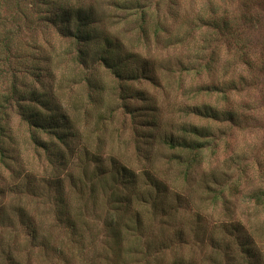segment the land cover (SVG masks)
Segmentation results:
<instances>
[{
	"label": "rangeland",
	"instance_id": "rangeland-1",
	"mask_svg": "<svg viewBox=\"0 0 264 264\" xmlns=\"http://www.w3.org/2000/svg\"><path fill=\"white\" fill-rule=\"evenodd\" d=\"M84 1L86 5L91 2ZM10 2L5 5L0 0V16L16 15L18 19L0 23V35L14 31L11 56L7 62L0 60V69L12 61L19 73L18 83H33L26 75L27 67L33 65L29 53L52 52L51 46L62 50L68 44L52 26L38 21L39 7H33L32 0H20L24 12L19 13L16 1ZM98 2L111 13L103 27L123 43L117 54L130 55V69L144 65L153 71L156 82L145 78L128 82L144 90L147 97L126 99L131 112L118 97L119 82L103 67L95 76L105 83L101 97L95 94L89 98L86 84L70 81L63 86L57 94L64 103L70 102L82 119V139L70 140L76 152L65 149L68 165L61 158L50 161L45 151L36 150L27 125L10 109L12 138L3 144L13 158H7V166L0 162V189L6 190L0 192V206L11 216L18 207L15 205L25 206L44 227L52 228L58 190L52 181L64 179L87 145L90 154L113 155L138 169L147 165L144 157L149 156L154 165L169 172L171 201L176 208L156 216L149 208L147 224L137 232L142 240L134 243V237L122 242L123 256L118 259L119 248L106 221L109 196L98 190V200L75 202L87 219L79 230L83 237L70 236L71 230L61 225L54 227L52 241L57 249L54 247L48 257L36 251L34 264H123L120 260L128 264H264V205H254L248 197L249 190L264 187V0H132L131 5L140 3L152 13L146 40L135 24L123 26L127 12L115 8L117 0ZM43 9L42 5L40 12ZM156 23L162 27L157 39L153 37ZM61 64L58 79L62 69L70 77L76 72L67 61ZM44 78L48 79L46 74ZM8 82L10 77L0 82V101ZM194 106L197 111L205 106L219 112L231 110L237 123L188 114ZM152 117L157 119V127L147 124ZM184 123L209 127L218 140L215 148L205 150L204 162L189 180L177 178L179 168L168 162L176 150L161 141L166 134L182 135ZM95 164L89 162L90 172ZM25 177L34 188H25ZM231 177L239 181L238 189L216 201L213 189ZM15 220L19 233H10L14 228L7 220L0 225V237L9 238L10 244L17 240V251L26 253L25 227L19 225L18 217ZM165 241L170 247L161 248ZM134 247L142 253L127 255Z\"/></svg>",
	"mask_w": 264,
	"mask_h": 264
},
{
	"label": "trees",
	"instance_id": "trees-1",
	"mask_svg": "<svg viewBox=\"0 0 264 264\" xmlns=\"http://www.w3.org/2000/svg\"><path fill=\"white\" fill-rule=\"evenodd\" d=\"M15 1L18 5L16 13L24 12L19 6L20 0ZM123 1V4L118 0V3L114 4L115 8H122L121 10L125 9L127 12L124 16L123 26L126 22L132 24V26L135 24L137 32L142 39L146 40L152 13L140 3L131 5L132 0ZM32 2L33 7L35 5L39 7L36 11L40 15L38 21L52 26L59 38L68 46L62 50L51 46L52 52L44 53L40 50L37 55L32 52L29 53L33 65L27 67L26 75L32 77L33 83L32 81H27L24 84L18 83L19 73L12 66V61L8 63L6 69H0V82L10 77V82L3 91L2 101H0V162L2 165H6L7 158H13L6 154L7 148L3 142L6 138H12L10 109H15V113L20 120L27 125L29 140L35 149L45 151L50 161L61 158L60 161L68 165L70 160L66 159L65 149L69 152H76L70 140L72 138L75 140L82 139L80 126L82 119L79 114L75 113L70 102L64 103L63 99L57 94L58 91L63 90V86L70 81L86 84L89 98L95 94L101 97L102 92L105 90V83L102 79L100 81L95 78V76L100 67H103L111 73L115 81L119 82L118 97L122 100L123 107L131 112L129 111L131 107L127 104L126 99L136 97L147 100V97L144 90L133 88L128 82L145 78L155 83L157 77L153 71H150L144 65L137 69H130L128 66L130 55L117 54L118 50L121 51L123 43L117 37L111 36L107 30L108 28L103 27L104 21L111 18V13L102 9L98 0H91L87 5L84 0H32ZM1 4L10 5L11 2L10 0H1ZM42 5L44 9L40 12ZM8 18L10 21L15 22L18 16L11 15ZM8 18L0 16V23H9ZM161 31L162 27L156 23L153 37L155 39L160 37ZM12 32L14 31H7V34L0 35V60L3 59L4 62H7L11 56L14 37ZM181 41L178 40V43H181ZM65 61L76 72L70 77L65 72L66 69H62L63 71H61V76L58 79L57 70L60 69L61 63ZM44 74L47 75L48 79L44 78ZM214 90H216V93L219 92L217 91L219 90L218 87H214ZM222 91L225 96L229 95L228 91ZM94 101L96 102L97 99H94ZM197 108V106H194V110L187 111V113H194L198 117L214 121L237 123L231 110L219 112L215 108L205 106L202 110L197 111ZM187 109L189 110V107ZM149 120L153 121L147 124L157 127L155 117ZM180 130L183 133L182 135L166 134L161 141L176 150V153L168 162L179 168L177 178L189 180L196 168L204 162L205 150L211 147L215 148L218 145V140L211 129L206 126L184 123ZM78 157L77 164L68 171L64 179L58 177L52 181L55 188L58 187L56 193L57 207L53 214L54 222L52 223L54 226L52 228L51 226L44 227L40 218L32 214L25 206L15 205L18 207L13 208L12 216L7 214L5 207L0 206V225L8 220L14 228L10 233L14 234L13 231L16 230V220L14 221V219L18 217L19 225L25 227V238L28 239V244L25 247L26 253H23L17 251V240L10 244L9 238L1 235L0 264H34V253L36 251H40L44 257H48L54 247L57 249L52 241L53 228L56 226L60 227L61 225L66 230L70 229V236L72 237L78 235L82 238L83 235L79 230L84 227L87 219L79 206L75 205V202L85 204L86 200H98L100 198L98 190L103 195L109 196L107 197L109 203L106 221L110 228L108 230L113 234V240L119 248L116 254L118 259L123 256L122 242L134 237V243L137 240H142V236L137 232L146 226L148 221L146 216L150 214L148 213L149 208H153V216L162 211L166 215L176 208L171 201L173 186L169 184V172L154 165L155 163L153 164L149 156L144 157L147 160V165L139 169L113 155L90 154L87 145L81 149V155ZM91 160H94L96 164L90 172L89 162ZM106 162L109 163L106 164ZM25 178L28 179V186L26 184L25 188H34L30 184L31 180ZM108 183H111L109 187ZM99 185L101 186L100 189H98ZM238 187L239 181L234 182L231 177L221 185L219 184L217 189H213V198L217 201L219 198H223L226 192L238 189ZM23 190L21 189V191ZM0 192L5 194L6 190L0 189ZM248 197L254 205H264V187L249 190ZM81 225L83 226L80 228ZM16 232V234L19 233L17 230ZM179 238H183L182 233L179 234ZM77 240L79 239L77 238ZM170 245V242L165 241L162 243L161 248L170 247ZM138 252L142 253L140 249L134 247L127 250V255L135 257ZM120 261L123 264H128L125 261Z\"/></svg>",
	"mask_w": 264,
	"mask_h": 264
}]
</instances>
